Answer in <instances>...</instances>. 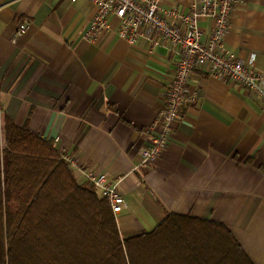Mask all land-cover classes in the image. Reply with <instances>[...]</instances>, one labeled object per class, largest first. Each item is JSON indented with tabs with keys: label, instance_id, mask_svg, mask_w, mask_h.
<instances>
[{
	"label": "crops",
	"instance_id": "0c3cea01",
	"mask_svg": "<svg viewBox=\"0 0 264 264\" xmlns=\"http://www.w3.org/2000/svg\"><path fill=\"white\" fill-rule=\"evenodd\" d=\"M192 1L160 7L185 13ZM94 12L88 0H0V115L75 157L77 182L87 167L119 178L122 238L152 230L167 214L187 215L223 224L252 264H264V106L197 68L187 84L195 101L181 109L164 152L140 167L177 56L163 40L129 44L114 28L84 41ZM197 23L206 41L214 22ZM224 41L239 58L253 54L264 72V0H239Z\"/></svg>",
	"mask_w": 264,
	"mask_h": 264
},
{
	"label": "trees",
	"instance_id": "16d2710c",
	"mask_svg": "<svg viewBox=\"0 0 264 264\" xmlns=\"http://www.w3.org/2000/svg\"><path fill=\"white\" fill-rule=\"evenodd\" d=\"M0 264H252L221 223L170 213L122 238L49 141L0 115Z\"/></svg>",
	"mask_w": 264,
	"mask_h": 264
},
{
	"label": "built area",
	"instance_id": "2783aa9c",
	"mask_svg": "<svg viewBox=\"0 0 264 264\" xmlns=\"http://www.w3.org/2000/svg\"><path fill=\"white\" fill-rule=\"evenodd\" d=\"M88 1L94 5L95 12L82 32L84 41L94 43L104 32L114 28L118 37L129 44L143 38L151 46H156L159 40H163L177 56L172 79L163 90V108L152 124L156 132L140 151V167H148L164 152L173 124L182 118L181 109L195 101V96L187 93V84L192 71L197 68L214 77H227L250 91L264 106V72L254 68L255 56L239 58L227 50L224 41L231 13L239 0H193L191 9L185 13L163 11L160 0ZM201 16L214 22L206 41L201 40L197 23ZM111 19L115 22L114 27ZM174 19L180 20V24L174 23ZM28 23L26 20L20 25L17 35L27 28ZM61 157L70 170L77 168L75 157L64 154ZM82 174L85 181L106 200L115 216L125 205L117 187L119 178L109 181L105 172L89 167L83 169Z\"/></svg>",
	"mask_w": 264,
	"mask_h": 264
}]
</instances>
